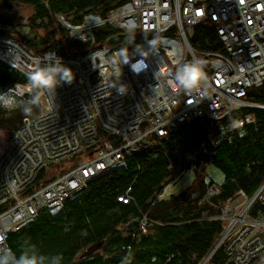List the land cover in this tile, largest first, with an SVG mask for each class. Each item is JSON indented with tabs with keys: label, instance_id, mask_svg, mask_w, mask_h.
<instances>
[{
	"label": "built area",
	"instance_id": "1",
	"mask_svg": "<svg viewBox=\"0 0 264 264\" xmlns=\"http://www.w3.org/2000/svg\"><path fill=\"white\" fill-rule=\"evenodd\" d=\"M57 19L70 38L88 44L86 51L35 53L0 35V60L22 73L43 66L46 59H61L76 74L72 84L57 87L51 108L42 103L34 115L23 117L8 144L0 146V258L8 257L10 264L9 231L31 222L43 208L57 214L92 179L123 169L129 156L149 148L155 138H167L179 123L191 117L217 122L218 130L206 142L214 146L234 132L244 135L248 126L264 123V116L256 115L264 113V103L247 98L250 89L264 83V0H125L104 17L88 12L78 24L60 14ZM198 24L212 26L220 48L192 45ZM104 25L138 34L142 42L124 48L133 63L142 53L146 70L135 73L123 64L117 53L124 48L105 42L94 47L93 30ZM196 60L203 62L207 75L203 96L185 93L174 79L180 64ZM225 119L230 123L222 125ZM72 157L80 164L32 191L41 168ZM216 193L212 184L203 199L209 201ZM130 199L118 196L122 203ZM256 201L264 205V180L252 196L238 190L218 206L215 218L223 229L217 247L222 245L225 255L221 264H264V212L251 214ZM212 248L199 264L208 263Z\"/></svg>",
	"mask_w": 264,
	"mask_h": 264
},
{
	"label": "trees",
	"instance_id": "2",
	"mask_svg": "<svg viewBox=\"0 0 264 264\" xmlns=\"http://www.w3.org/2000/svg\"><path fill=\"white\" fill-rule=\"evenodd\" d=\"M124 1L0 0V11H7L0 15V35L19 41L35 53L49 49L60 55H74L86 51L88 44L70 38L57 15L78 24L84 14L94 12L104 17L108 9ZM23 6L31 7L26 26L29 30L33 25L49 29L45 38L29 37V33L20 40L12 36L17 27L14 13ZM93 35L94 47L105 42L124 48L142 42L138 34L123 33L107 25L93 30ZM191 43L199 49L220 48L212 26L204 24L194 27ZM25 75L0 60V92L25 83ZM247 98L264 103V83L250 89ZM37 110L26 115L18 110L0 109V129L10 131V137L23 117L32 116ZM256 115L263 117L264 113ZM229 123V119L221 121L222 125ZM217 130V122L201 117L179 123L167 138H155L149 148L129 156L123 169L92 179L84 191L65 200L61 213L51 215L42 209L31 222L9 231L7 246L14 256L28 247L46 256L59 254L63 257L61 264H199L223 229V222L215 218L218 206L238 190L252 196L264 180V123L248 126L244 135L234 132L228 141L217 146L206 143L204 149L200 148L208 134ZM73 158L80 160L70 159ZM60 163L41 168L32 191L66 171L43 180ZM206 164H212L223 174L218 193L210 196L209 201L203 197L214 182L206 178ZM185 170H194L192 183L163 198L164 186ZM120 195L131 199L122 203L118 201ZM259 211L264 212V205L256 201L251 214ZM99 241L102 244L96 251L81 255ZM224 256V247L220 245L208 264H221Z\"/></svg>",
	"mask_w": 264,
	"mask_h": 264
},
{
	"label": "clouds",
	"instance_id": "3",
	"mask_svg": "<svg viewBox=\"0 0 264 264\" xmlns=\"http://www.w3.org/2000/svg\"><path fill=\"white\" fill-rule=\"evenodd\" d=\"M55 57V53L46 54ZM117 55L123 64H129L135 73L148 68L146 58L141 53V59L132 62V55L127 48L121 49ZM15 67V66H14ZM25 83H17L7 91L0 92V109L5 111H20L30 115L34 109L47 103L51 108L55 104L56 89L61 84H72L76 74L61 62V59H46L43 66H37L25 75ZM177 86L187 94L205 95L207 75L203 62L196 60L180 64L175 72ZM123 92V86L117 89ZM62 255L46 256L39 254L34 248H26L19 256H14L12 264H61ZM0 264H10L8 257L0 258Z\"/></svg>",
	"mask_w": 264,
	"mask_h": 264
},
{
	"label": "rangeland",
	"instance_id": "4",
	"mask_svg": "<svg viewBox=\"0 0 264 264\" xmlns=\"http://www.w3.org/2000/svg\"><path fill=\"white\" fill-rule=\"evenodd\" d=\"M4 13H7V11H0V15ZM30 13H31V7H24V6L17 9L16 13H14L13 21H14V24L17 25V27L15 28V32L12 33V36L14 38L20 40V38L23 35H27L28 33H29V37H35L36 39L45 38L47 34L49 33V29H43V28L39 29V28H36V25H33L34 26L33 29L29 30V28L26 25L29 22L27 19L30 16ZM0 25H1V22H0ZM9 134H10V131L5 130V129H0V146L1 147H5L8 144ZM77 161H78L77 158H73L65 162H61L58 165H55L53 168H51L50 172L47 174L46 178H44L43 180H46L49 177L51 178L55 177L56 175L60 174L63 170H68ZM204 168H205V173L207 175L206 178L212 179L214 184L216 186H219L223 180L222 172L218 168L213 166L212 164H206ZM193 179H194V170L183 171V173L180 176L176 177L174 181L164 186L161 192V196L163 198H168L170 194L178 193L180 190L190 185Z\"/></svg>",
	"mask_w": 264,
	"mask_h": 264
},
{
	"label": "bare ground",
	"instance_id": "5",
	"mask_svg": "<svg viewBox=\"0 0 264 264\" xmlns=\"http://www.w3.org/2000/svg\"><path fill=\"white\" fill-rule=\"evenodd\" d=\"M2 36V35H1ZM78 133H82V128H80L79 130H78ZM79 138V135L77 134V135H75L73 138H72V140L71 141H76L77 139ZM208 139H209V134H208V136H207V140L206 141H203L202 143H201V145L203 144V143H206L207 141H208ZM68 158H66V159H64V160H67ZM70 159V158H69ZM80 162H81V160H79L76 164H74L73 166H71L70 168H72V167H75V166H77V165H79L80 164ZM65 172V171H64ZM63 172V173H64ZM62 174V173H61ZM50 182V181H49ZM48 182V183H49ZM47 184V183H46ZM45 185V184H44ZM88 185V184H87ZM42 187V186H41ZM41 187L40 188H38L37 190H35V191H40V189H41ZM87 187V186H86ZM85 190V189H84ZM83 190V191H84ZM65 203V202H64ZM63 208H64V204H63ZM63 208H62V210H63ZM43 209H46V208H43ZM42 210V209H41ZM40 210V211H41ZM47 210V209H46ZM61 210V211H62ZM40 211H37L36 212V215L40 212ZM48 211V210H47ZM61 211L60 212H58L57 214H59V213H61ZM49 212V211H48ZM51 214V213H50ZM57 214H55V215H57ZM52 215V214H51ZM217 245H218V241L214 244V246H213V248H212V251H215L216 249H217ZM14 255V254H13Z\"/></svg>",
	"mask_w": 264,
	"mask_h": 264
},
{
	"label": "water",
	"instance_id": "6",
	"mask_svg": "<svg viewBox=\"0 0 264 264\" xmlns=\"http://www.w3.org/2000/svg\"><path fill=\"white\" fill-rule=\"evenodd\" d=\"M101 244H102V241L91 244L89 247H87V249L81 255L87 256V255L93 253L94 251H96L101 246Z\"/></svg>",
	"mask_w": 264,
	"mask_h": 264
}]
</instances>
